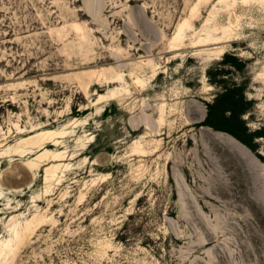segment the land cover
I'll list each match as a JSON object with an SVG mask.
<instances>
[{
	"label": "rangeland",
	"instance_id": "374dc122",
	"mask_svg": "<svg viewBox=\"0 0 264 264\" xmlns=\"http://www.w3.org/2000/svg\"><path fill=\"white\" fill-rule=\"evenodd\" d=\"M0 264H264V0H0Z\"/></svg>",
	"mask_w": 264,
	"mask_h": 264
},
{
	"label": "trees",
	"instance_id": "16d2710c",
	"mask_svg": "<svg viewBox=\"0 0 264 264\" xmlns=\"http://www.w3.org/2000/svg\"><path fill=\"white\" fill-rule=\"evenodd\" d=\"M240 100H242V98H240ZM215 102V101H214ZM214 103L208 104V111H207V117L204 120V123H209L210 117L212 115L213 109H214ZM230 114L227 117L228 121L233 120L234 118L239 117V115H241L244 112V108H240L238 110H235L233 108L229 109ZM222 130H225L227 132H229L230 134H232L233 136H235L236 138H238L239 140H241L243 143H245L247 146H249V148L253 149V144L247 140H245L244 138L241 137V135L234 129L232 128H220Z\"/></svg>",
	"mask_w": 264,
	"mask_h": 264
},
{
	"label": "bare ground",
	"instance_id": "6f19581e",
	"mask_svg": "<svg viewBox=\"0 0 264 264\" xmlns=\"http://www.w3.org/2000/svg\"><path fill=\"white\" fill-rule=\"evenodd\" d=\"M218 42H219V41H218ZM52 134H53V132H51V131H46V132H41V133H40L41 136H43V135H52ZM230 140H231V137H230ZM232 143H233V142H232ZM234 143L236 144V142H234ZM53 144H54V145L58 144V141H55ZM237 144H238V143H237ZM237 146H238V145H237ZM237 146H236V147H237ZM47 153H49V152H45L44 154L40 155L39 158H41V157H43V156H46ZM57 157H59V155H53V158H54V159H56ZM46 180H48V178H46Z\"/></svg>",
	"mask_w": 264,
	"mask_h": 264
}]
</instances>
